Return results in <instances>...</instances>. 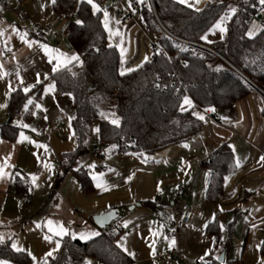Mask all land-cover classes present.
Here are the masks:
<instances>
[{"label": "crops", "instance_id": "1", "mask_svg": "<svg viewBox=\"0 0 264 264\" xmlns=\"http://www.w3.org/2000/svg\"><path fill=\"white\" fill-rule=\"evenodd\" d=\"M221 1H229L234 4L232 7L238 8L239 0H199L196 7L202 10L212 2ZM257 1L259 8L252 21L261 20L262 23L258 25L260 31L255 36L264 28V5L260 0ZM136 2V6L132 0H105L101 4L96 3L101 9L99 12L102 19L104 11H107L109 27L120 33L112 36L110 41L106 32L108 44L111 42L114 47L120 45L127 49L124 54L125 67H134L145 56L150 60L153 55V40L139 8L146 4L153 11L151 0ZM53 4L52 0H0V29L3 30V35L0 36V53H3L0 55V65L6 73L0 78V104L6 105L0 108V164L3 163L2 158L11 153L8 162L12 165L5 169L6 178L0 180V234L5 238L3 244L11 247L15 242L23 249L21 252L28 255L29 264H34L33 256L36 258L35 264H39L42 259L50 264L58 255L65 237H72L73 232L99 233L86 241L80 240L77 235L76 239L82 242L100 237L104 229L95 225L93 217L111 209H119L118 223L111 224L119 229L113 242L116 246L118 243L123 244L127 249L125 252L117 246L130 259L128 264H187L189 260L201 257L203 264H209L216 239L207 231L208 226L217 219L221 240L225 242L236 211L240 214L224 262L232 264L237 259L240 245L242 250L253 240L254 245H262L264 160L260 158L264 157V93L258 88L257 91L252 89L250 94L234 104L232 111L219 113L195 107L192 98L185 95L193 105L191 108L185 105V111H195L204 116V120H200L203 122L201 131L187 142L168 146L148 155L105 151L106 155L99 157L89 150L74 156L78 143L72 128L74 118L69 119L74 117L72 100L57 92L55 75L76 62L52 73L51 68L56 61L53 59L49 63V57L38 44L59 50L69 57L72 54H77L80 60L82 57L66 36L55 39L54 31L65 32L69 19L55 11ZM232 17L226 22V28ZM32 23L41 24V31L35 32ZM24 34L26 40L37 41L38 44L29 47L20 38ZM172 35L174 36L173 33ZM167 37L170 38L168 35ZM173 40L176 41L175 38ZM218 41L221 39L216 31L207 32V41L199 43L211 48V44ZM170 42L187 55L216 60L208 51L184 46L178 41ZM216 54L224 58L219 53ZM217 64L220 69L230 70L221 66L218 61ZM17 72L23 86L33 85L27 93L23 91L21 80L17 79ZM45 75L47 79L44 78ZM48 84H54V90L45 93L44 88ZM9 87L14 91L9 92ZM14 94L15 101L19 100L20 105L11 110L10 101ZM29 98L33 103L25 110L24 104ZM36 104H40L44 110L37 109ZM33 111L36 112L35 116L32 115ZM59 117H64L62 123L57 121ZM21 132L27 140L21 139ZM93 134L94 142L98 133ZM184 144L188 147H183ZM224 144L233 146L230 149L235 162L239 160L240 166L226 176L227 183L224 179V189L219 200L208 202L206 191L211 172L205 163ZM45 163L53 166L51 174L43 167ZM77 172L88 175L92 190H83ZM16 173L20 175L17 176ZM29 174L38 177V187H32L31 190L30 182L26 179ZM93 175L99 176L106 190L96 187ZM129 176L130 180L127 179ZM18 190L32 196L31 202L22 210L18 208L13 196ZM137 203L139 206L129 209ZM182 204L190 207L193 217L182 240L176 242L170 235L173 214L166 211L165 207L171 205L179 208ZM20 217L22 220H19ZM48 220L65 226L68 234L62 238L52 236L46 227ZM125 222H128L126 228ZM46 235L52 236L51 243L44 239ZM57 239L60 240V248L52 257H46L45 253L55 246ZM173 240L175 243H170ZM171 248L177 249V260L167 255ZM206 252L208 255H205ZM0 260L7 261V264H19L6 259ZM85 260L91 264H106L88 254L83 257V263Z\"/></svg>", "mask_w": 264, "mask_h": 264}, {"label": "trees", "instance_id": "2", "mask_svg": "<svg viewBox=\"0 0 264 264\" xmlns=\"http://www.w3.org/2000/svg\"><path fill=\"white\" fill-rule=\"evenodd\" d=\"M104 1L93 0L98 4ZM132 1L136 6V0ZM237 4V12L228 23L225 38L211 44V48L253 82L242 78L235 68L216 53H212V57L230 70L219 68L216 71V60L187 55L177 50L162 32L153 11L146 4L140 5V8L153 40V55L142 67L122 76L120 53L116 47H109L107 33L100 22L101 12L93 15L91 5L84 0H55L53 9L69 19L66 38L82 57V64H73L55 75L57 92L72 100V128L78 143L74 156L91 150L99 157H104L106 149L112 144L117 147L110 150L111 153L153 154L168 146L187 142L201 131L203 122L193 116L191 110H179L185 95L192 98L195 107L202 110L214 108L219 113L232 111L234 104L250 94L252 89L257 91L258 88L264 93V28L252 39L244 35L251 22L250 17L257 13L259 4L257 0H239ZM232 5L229 1L212 2L204 9L195 11L173 0H154L160 21L171 33L197 42H202L200 37ZM72 12L77 13L75 19L71 17ZM77 19L83 24L77 25ZM168 30L165 33L174 39ZM156 46L160 47V51H156ZM14 98L15 94L10 101L11 110L20 105L19 100L15 101ZM101 112H115L120 117V127L109 124L101 117ZM93 128L100 130L94 142ZM205 166L211 172L206 200L217 202L223 193L225 177L236 170L230 147L226 144L220 146ZM76 174L83 190H92L88 175L83 172ZM239 214V211L235 212L225 242L221 240L217 219L208 226L207 231L216 239L209 264H230L220 263L218 257L221 252L227 254L229 251ZM260 251L264 257V235ZM87 254L106 264L130 262L114 244L113 237L102 234L88 242L65 237L58 255L50 264H84L83 257ZM0 259L19 264L30 263L28 255L15 252L4 244H0Z\"/></svg>", "mask_w": 264, "mask_h": 264}, {"label": "snow or ice", "instance_id": "3", "mask_svg": "<svg viewBox=\"0 0 264 264\" xmlns=\"http://www.w3.org/2000/svg\"><path fill=\"white\" fill-rule=\"evenodd\" d=\"M52 2L55 3V0H52ZM84 2H86V3L91 5L92 14L93 15H96L97 12L101 11L99 6L96 3H94L93 0H84ZM141 2H142V0H141ZM173 2L176 3V4H179V5H183L184 7L191 8V9H193L195 11H200V9L198 7H196V4L199 3V0H173ZM260 3L262 5H264V0H260ZM236 12H237L236 8H234V7L229 8L228 11L224 15H221L219 17V19H217L215 21V23L211 26V28L208 29V32L209 33H215L216 31H218L219 34H220V39L223 40L224 36H225V34L227 32V28L225 27V24ZM103 15H104V19H102L100 22L103 25L105 32L108 33L109 40L111 41V37L112 36L120 35V33L118 31L114 32L109 27L110 21H109L108 12L104 11ZM116 23H119V21H116ZM76 24L77 25H82L83 21L77 19L76 20ZM13 30L15 31V29H13ZM259 31H260V26L256 25L255 23H252L251 26L248 28V30L244 33V35H246L249 39H252L257 34V32H259ZM2 35H3V30L0 29V36H2ZM25 36H26V34H24V36H21L20 38L26 44H28L29 47H31L33 44H38L37 41H28V40H26ZM200 39L207 41V33L205 35H202L200 37ZM38 47L41 48L44 51L45 55H47L49 57V63H51L52 60L55 59L56 63L53 64L52 68H51V72L52 73H56L61 68L66 67L69 63H71L73 61H75L78 65L82 64V61L80 60V57L77 54H72L69 57V56L65 55L64 53H60L59 50L50 49L47 45L38 44ZM109 47H112L111 42L109 43ZM116 47L120 51V65H121V67H120V75H122V76L125 75V73H127V72H132V71H135L136 69L142 67L143 64L148 62V60H149V58L147 56H145L143 58V60L139 64H136L134 67H125L124 66L125 65L124 54L127 51V49L120 47V45H116ZM0 55H3V53H0ZM185 66H187V65H185ZM215 70L219 71V66ZM5 74L6 73L3 70V66L0 65V78H3V76ZM44 78L47 79V75H45ZM17 79L21 80V86L23 87V91L25 93H27L30 90V88L33 87V85L23 86V81L20 78L18 72H17ZM39 82H40V80L38 78L37 79V83H39ZM157 87H159V85H157ZM50 90H54V84H48V85L45 86V88H44L45 93L49 92ZM11 91H14V89L9 87V92H11ZM7 94L8 93H6L5 95L7 96ZM32 103H33V101L29 98L27 103L24 104V109L28 110L29 105H31ZM185 105H187L189 108L193 107L192 101L190 100V98L188 96H184L182 101L180 102L179 110L181 112L186 110L185 109ZM5 106H6L5 104H0V108H3ZM35 107L37 109L42 110V111L44 110V109H42L40 104H36ZM206 111H215V109L214 108H208V109H206ZM192 114L198 120H204V116L203 115H200V114L196 113L195 111ZM32 115L35 116L36 112L33 111ZM100 115H101V117L103 119L107 120V122L109 124L113 125L116 128L120 127V117L117 116L115 112H112V113H109V114H105V113L101 112ZM73 118L74 117H70L69 119L71 120ZM21 127L27 128L29 126L28 125H21ZM32 131H35V129H32ZM92 131L96 132V133H99L100 130H99V128H93ZM20 137L23 140H27L28 139L26 136H24L23 132L20 133ZM0 142H2V141H0ZM85 143H87V141H85ZM182 146L185 147V148L188 147L187 144H184ZM39 147H45V146L44 145H39ZM116 147H117L116 144H112V145H110L109 149H106V151L113 150ZM229 147L233 148L232 145H229ZM141 155H143V154L141 153ZM2 159H3V163L0 164V180H3V179L6 178L5 169L12 167V165L9 164V162H8L11 159V153H9L8 156L3 157ZM260 159L264 160V157H261ZM146 160H147V157L145 158V162H146ZM239 166H240V162H239V160H237L236 161V167H239ZM43 167L49 172V174H51L53 166L50 163H45L43 165ZM89 167H94V165H89ZM16 175L19 176L20 174L16 173ZM102 175L103 174L101 173L100 176H102ZM21 179H25V178L21 177ZM26 179H27V181L30 182V185H31L29 190H31L32 187H38V185L36 183V181L38 179L37 175L29 174ZM127 179L130 180L131 176H129ZM227 179L228 178L225 177V183H227ZM93 180L96 181V187L97 188H101L103 190H106L105 184H104V182L102 180H100L99 176L93 175ZM157 190L159 191V187L157 188ZM57 207H59V205H57ZM112 215L113 214L111 212L108 213L109 217L112 216ZM106 218L107 217L101 215V217H100L98 222L103 224V222H104V220ZM127 224H128V222H125V224H124L125 228L127 227ZM37 227H39V225H37ZM46 227L48 228L49 232L52 233V236H55V237H61L62 238L63 236L68 234V229L65 226H63L62 224H59V223L54 224L52 220H48L46 222ZM253 227H255V225H253ZM221 231H223V226H221ZM157 234L158 233H153V235H157ZM71 235H72L73 239H76L77 235H79V239L80 240H85L86 241V240L90 239L93 236H98L99 233L98 232H81V233L77 234V233L73 232ZM52 236H47L46 235L44 237V239L51 243L52 242ZM3 243H5V238H4V236L2 234H0V244H3ZM170 243L174 244L175 241L174 240L170 241ZM54 245L55 246L52 247L50 251L45 253L46 257H52L53 254L60 248V240L59 239L55 240ZM117 246L120 247L123 251L127 252V249L124 247L123 244H119L118 243ZM11 247L16 252L23 251V249L18 247L15 242H13L11 244ZM154 253H155V249L153 248V254ZM127 254L128 255H133L132 253H127ZM29 255H31V253H29ZM205 255H208V253L206 252ZM32 259H33L34 264H35L36 258L33 256ZM200 259H203V257H201ZM0 264H7V261L0 260ZM39 264H47V260L46 259H42L41 261H39ZM84 264H91V262L85 260Z\"/></svg>", "mask_w": 264, "mask_h": 264}, {"label": "built area", "instance_id": "4", "mask_svg": "<svg viewBox=\"0 0 264 264\" xmlns=\"http://www.w3.org/2000/svg\"><path fill=\"white\" fill-rule=\"evenodd\" d=\"M6 10L9 11L8 8H6ZM140 12L142 13L141 9H140ZM71 17L75 19L77 17V13L72 12ZM255 18H256V15H252L250 17V20L252 21ZM32 28L35 32H39L42 29V25L39 23H32ZM54 32H55L54 37L56 40L60 39L63 36H66L65 32H61L58 30H55ZM175 39L181 45L193 47L195 49L205 50V51H208L210 53H216L211 48H209V47H207V46H205L199 42L190 41V40L182 39L179 37H176ZM155 49H156V51H160L159 46H156ZM57 121L59 123H62L64 121V117H59L57 119ZM13 196H14V199L16 200V202L18 204V208L20 210L24 209L31 202V199H32L31 194L28 192H22V193H15L14 192ZM165 210L173 214V220H172L170 235H171L172 239H174L176 242H180L183 238L184 231H185L186 227L190 224V222L192 220L193 211L186 204H182L179 208H175L174 206L168 205L165 207ZM117 219L114 221L115 223H118ZM19 220H22V217H20ZM118 233H119V229L116 226L106 228L103 231V234H105L109 237H114ZM167 255L173 260H177L179 258V254H178V251L176 248H171L168 251ZM187 264H203V259L197 258L195 260H189L187 262Z\"/></svg>", "mask_w": 264, "mask_h": 264}, {"label": "rangeland", "instance_id": "5", "mask_svg": "<svg viewBox=\"0 0 264 264\" xmlns=\"http://www.w3.org/2000/svg\"><path fill=\"white\" fill-rule=\"evenodd\" d=\"M252 23L259 25L262 22L261 20L251 21L249 27ZM159 27L163 32V27ZM164 34L167 36L165 32ZM170 40L172 41L173 39ZM173 42L176 43L174 40ZM260 247L261 245H254V240L251 242V244L247 245L244 250H242V245H240L237 259L232 264H264V257L261 255Z\"/></svg>", "mask_w": 264, "mask_h": 264}, {"label": "water", "instance_id": "6", "mask_svg": "<svg viewBox=\"0 0 264 264\" xmlns=\"http://www.w3.org/2000/svg\"><path fill=\"white\" fill-rule=\"evenodd\" d=\"M151 4H152V9H153V12L155 14V17H156V20L158 21L159 25L162 26L163 28H165L166 30H168L163 24L162 22L160 21L159 17H158V14L155 10V6H154V0H151ZM169 31V30H168ZM170 34H172L170 31H169ZM175 36V35H174ZM226 62H228L233 68H235V70L238 72L239 75H241L243 78H246L248 80H250L248 77H246L244 74H242L232 63H230L229 61H227L225 58H223ZM136 206H139V204L137 203L136 205L132 206V207H129V209H134ZM111 212L113 215L112 216H108V213ZM119 213H120V210L119 209H111L110 211L104 213V214H100V215H95L93 217V222L95 223L96 226H98L100 229H106L108 228L118 217H119ZM101 215L107 217L103 224L99 223V219L101 217ZM224 260H225V251H223L221 253V255L219 256L218 258V261L220 263H224Z\"/></svg>", "mask_w": 264, "mask_h": 264}, {"label": "bare ground", "instance_id": "7", "mask_svg": "<svg viewBox=\"0 0 264 264\" xmlns=\"http://www.w3.org/2000/svg\"><path fill=\"white\" fill-rule=\"evenodd\" d=\"M164 29H165V28H164ZM165 30H166V29H165ZM166 31H167V30H166ZM170 35H171V34H170ZM171 36H172V35H171ZM173 38H176V37L173 36ZM252 84H253V83H252ZM253 85H254V84H253ZM254 86H255V85H254ZM255 87H256V86H255Z\"/></svg>", "mask_w": 264, "mask_h": 264}]
</instances>
